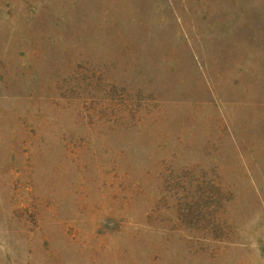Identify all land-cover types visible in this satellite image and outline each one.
Returning a JSON list of instances; mask_svg holds the SVG:
<instances>
[{"label":"rangeland","instance_id":"1","mask_svg":"<svg viewBox=\"0 0 264 264\" xmlns=\"http://www.w3.org/2000/svg\"><path fill=\"white\" fill-rule=\"evenodd\" d=\"M0 264H264V0H0Z\"/></svg>","mask_w":264,"mask_h":264}]
</instances>
